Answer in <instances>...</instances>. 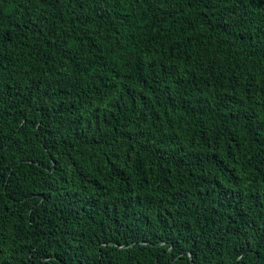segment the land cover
<instances>
[{
	"label": "trees",
	"instance_id": "1",
	"mask_svg": "<svg viewBox=\"0 0 264 264\" xmlns=\"http://www.w3.org/2000/svg\"><path fill=\"white\" fill-rule=\"evenodd\" d=\"M0 264H264V0H0Z\"/></svg>",
	"mask_w": 264,
	"mask_h": 264
}]
</instances>
